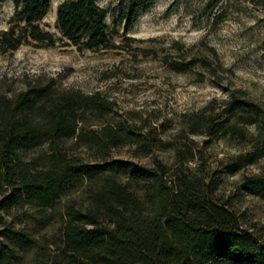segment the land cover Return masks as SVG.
I'll list each match as a JSON object with an SVG mask.
<instances>
[{
    "label": "rangeland",
    "instance_id": "rangeland-1",
    "mask_svg": "<svg viewBox=\"0 0 264 264\" xmlns=\"http://www.w3.org/2000/svg\"><path fill=\"white\" fill-rule=\"evenodd\" d=\"M48 1L49 11L38 25L55 36V43L0 53V95L14 97L46 84L100 93L114 105L111 125L128 131L124 146L93 156L65 142L73 165L92 157L100 161L89 177L71 179L74 188L79 186L71 199L84 206L87 193L106 176L138 190L146 180L133 167L162 163L169 173L179 170L196 179L200 193H208L210 186L212 199L234 213L239 228L257 246L264 245V156L232 171L251 151L257 129L238 125L240 134L209 135L189 128L196 119L202 125L222 119L231 92L264 109V4L96 0L108 11L109 45L89 50L60 39L56 11L65 0ZM14 11L11 0L0 3V31L10 27ZM173 61L187 64L188 70L174 71L169 66ZM87 118L93 119L90 113ZM46 149L27 150L23 158ZM13 191L0 184V264H50L60 244L67 198L40 205ZM243 262L250 264L246 258Z\"/></svg>",
    "mask_w": 264,
    "mask_h": 264
},
{
    "label": "trees",
    "instance_id": "trees-1",
    "mask_svg": "<svg viewBox=\"0 0 264 264\" xmlns=\"http://www.w3.org/2000/svg\"><path fill=\"white\" fill-rule=\"evenodd\" d=\"M11 1L15 11L10 27L0 31V53L23 45H53L55 36L38 25L49 11V1ZM107 14L96 0L63 1L56 11L60 39L89 50L107 47ZM169 66L177 72L188 70L178 61ZM113 106L100 93L61 91L50 84L14 97L0 95V184L40 205L67 198L60 244L50 264H246L244 258L250 264H264V245L257 246L252 235L239 228L234 213L212 199L210 186L208 193H200L196 179L179 170L169 173L162 163L133 167L146 180L138 190L106 176L87 193L84 206L71 199L79 188L71 179L89 177L100 161L92 157L73 165L65 142L90 156L124 146L127 129L108 119ZM189 124L191 133L209 135L237 133L238 125L257 129L251 151L232 171L264 156V109L235 92L227 95L222 119ZM42 146L47 149L23 158L25 151Z\"/></svg>",
    "mask_w": 264,
    "mask_h": 264
}]
</instances>
